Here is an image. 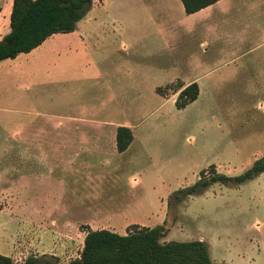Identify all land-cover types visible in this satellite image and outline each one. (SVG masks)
Here are the masks:
<instances>
[{
    "label": "rangeland",
    "instance_id": "obj_1",
    "mask_svg": "<svg viewBox=\"0 0 264 264\" xmlns=\"http://www.w3.org/2000/svg\"><path fill=\"white\" fill-rule=\"evenodd\" d=\"M220 5L215 22H197L180 0H93L74 32L55 36L61 47L49 40L33 52L57 65L36 69V78L59 83L75 76L76 91L59 102L19 105L16 113L0 110V254L67 264L79 256L88 226L125 234L139 224L163 225L161 242L204 241L216 263L264 264V172L167 203L211 164L236 176L264 156V0ZM11 6L0 0V38ZM72 38L75 55L64 47ZM199 76L197 99L178 109L176 77ZM29 108L47 110L48 117L32 120L49 126L67 122L72 111L79 120L127 126L133 141L123 152L85 146L77 157L50 143L36 151L39 160L16 164L11 130L30 119ZM54 223L68 226L47 228Z\"/></svg>",
    "mask_w": 264,
    "mask_h": 264
},
{
    "label": "trees",
    "instance_id": "obj_2",
    "mask_svg": "<svg viewBox=\"0 0 264 264\" xmlns=\"http://www.w3.org/2000/svg\"><path fill=\"white\" fill-rule=\"evenodd\" d=\"M93 0H12L9 15V32L0 39V61L13 59L21 53H28L54 34L75 31L77 23L84 18ZM186 14L195 13L219 0H180ZM175 106L186 107L195 101L199 86L192 82L178 85ZM156 92L166 93L161 87ZM133 141L130 127L118 126L116 149L125 151ZM264 172V156L255 160L242 174L227 176L215 172V165L199 172L198 180L190 186L174 191L167 200L173 207L185 198L201 194L213 182L240 184ZM209 173V174H208ZM166 228L163 225L145 227L132 224L125 234L109 229L85 230L82 249L78 257L67 264H220L212 261L208 245L202 240L165 241ZM0 264H59L46 256H29L16 262L10 256L0 254Z\"/></svg>",
    "mask_w": 264,
    "mask_h": 264
},
{
    "label": "crops",
    "instance_id": "obj_3",
    "mask_svg": "<svg viewBox=\"0 0 264 264\" xmlns=\"http://www.w3.org/2000/svg\"><path fill=\"white\" fill-rule=\"evenodd\" d=\"M222 1L223 0H219L195 13L187 14V16L194 18V20L197 19V22H204L208 18H211L210 21L215 22L222 14L221 10L224 8L220 5ZM71 33L72 32L65 34ZM56 35L57 34L50 36L41 45L28 53H21L13 59L0 61V110L7 111L9 109V111L16 113L19 111L20 106L24 105V109L28 107L27 103L33 101L49 102L50 100L59 102L64 99L63 97L65 94H73L76 91L74 86V81H76L75 76H73L72 79L67 78L63 81H59V83H51L43 78L35 77L36 69L40 72H48L51 68L57 66L55 64H50L52 63L50 60H43L41 55H34L33 53L42 50L43 46H45L49 40H51L50 43L52 42L50 45L51 48H57V46L61 47L62 44H54L60 39L59 37H55ZM72 36L73 35H69L67 37ZM171 37L173 39L175 38V36ZM168 42L170 43V40H168ZM64 47H68V53L76 54V41L74 38H72V42H67V45H64ZM31 59H35L39 62L33 63ZM200 77L203 76L190 78L189 80L176 77V80L178 79L183 86H186L198 80ZM73 108L76 109V105H74ZM38 113L39 115H37V117L41 116L42 118H46L50 115L47 110H41L40 113L29 108L25 110V115L26 117H30V119L25 122H18L14 129L11 130L14 145L11 148L10 157L16 164L28 163L33 159L39 160L41 158V152L38 153L36 151L47 149L50 143L56 144L58 148L72 149L74 151L73 156L76 157L78 156L79 150L85 146L94 147L96 145L99 147L98 145H101L105 147L109 144L108 146L113 148V146L116 145V130L120 125L113 124L107 120H79L76 119V111H72L67 112L69 114L66 117L67 122L64 123L59 121L57 126H49L47 121H40V123H38V121L32 120L33 115ZM58 119L62 118L60 117ZM22 136L24 141L18 142ZM20 150H23V152H18ZM54 224V226L53 224L48 225L47 228H65L68 226V223L62 224L63 226H57L56 223ZM90 228L92 229L91 225ZM84 237L85 233L83 235V240Z\"/></svg>",
    "mask_w": 264,
    "mask_h": 264
}]
</instances>
